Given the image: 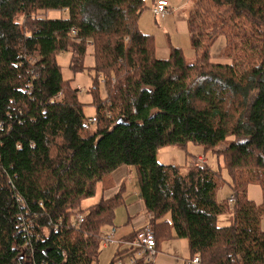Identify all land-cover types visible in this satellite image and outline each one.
<instances>
[{
	"label": "trees",
	"instance_id": "trees-1",
	"mask_svg": "<svg viewBox=\"0 0 264 264\" xmlns=\"http://www.w3.org/2000/svg\"><path fill=\"white\" fill-rule=\"evenodd\" d=\"M145 7L0 0V264H98L101 231L125 206L124 188L82 204L122 166L136 176L156 254L185 239L201 264H264V0H196L187 18L194 63L179 48L156 57L154 37L139 29ZM52 11L66 15H44ZM220 36L232 63L212 62ZM64 53L74 74L94 72L90 130L79 90L63 79ZM190 143L221 160L218 168L158 162L161 149ZM224 172L233 205L217 197ZM250 185L261 187L262 204L248 197ZM223 216L229 224L219 225ZM128 253L118 249L108 263Z\"/></svg>",
	"mask_w": 264,
	"mask_h": 264
},
{
	"label": "rangeland",
	"instance_id": "rangeland-1",
	"mask_svg": "<svg viewBox=\"0 0 264 264\" xmlns=\"http://www.w3.org/2000/svg\"><path fill=\"white\" fill-rule=\"evenodd\" d=\"M146 9L143 11L139 19V29L141 33L148 34L154 37L155 46H156V57L161 60H165L169 57L172 48L182 49L184 56L187 59V63H194L196 55L191 46V38L188 29L187 18L190 10L193 5L196 3V0H166L169 7H171L170 12L162 18H157L152 12L153 2L157 0H145ZM65 11H52L47 12L44 15L50 18H60L65 16ZM91 45V43H89ZM226 40L224 36H220L213 47L211 48L212 62L227 64L232 63V59L226 57ZM70 54L64 53L60 54L58 57V64L61 66L63 79L65 81H70L71 86L74 89L79 90V100L85 104L84 112L87 117L94 116L95 108L91 106L92 96L85 92L80 91L81 88L89 89L92 87L93 79L95 77L94 72L91 70H84L81 73L74 74L70 68ZM85 66L89 68L94 67V57L91 48H88L87 55L85 57ZM105 90L103 84L101 83V96H105ZM201 156L204 158L208 165L214 169L218 168L221 160H218L214 154L211 152H204L203 147L190 143L187 147V150L175 147H166L160 150L157 157L160 164L165 165H176L181 166L183 170L190 168L193 163L198 160V157ZM198 162V161H197ZM224 179L226 183L218 191V199L226 200L231 196V189L228 185V177L224 172ZM133 180L135 181V174H133ZM137 180V179H136ZM102 183L100 182L97 186L95 195L91 198L86 199L82 208H88L89 206L95 205L101 200V187ZM137 183V181H136ZM130 198L134 199V192L131 193ZM248 197L253 200L257 205L262 204L263 193L259 185H250L248 188ZM128 198V197H126ZM113 226H105L101 231V241L102 235H108L112 232L113 229L117 231V234H114V239L120 235H123V228L127 222V212L126 207L123 205L118 207L115 211V220ZM229 224L227 221V216H223L219 219V225ZM261 229L264 230V218H261ZM130 230V229H129ZM118 245L116 244H105L101 242L99 263L98 264H109L114 257ZM172 255L174 257L183 256L188 257V245L187 241L184 240H170L161 244L159 251L153 258V264H158L159 258L162 255ZM167 261L166 264H180L179 261L175 262L174 260H164Z\"/></svg>",
	"mask_w": 264,
	"mask_h": 264
},
{
	"label": "crops",
	"instance_id": "crops-1",
	"mask_svg": "<svg viewBox=\"0 0 264 264\" xmlns=\"http://www.w3.org/2000/svg\"><path fill=\"white\" fill-rule=\"evenodd\" d=\"M170 147L172 148L173 146ZM200 157L201 156H199L198 158ZM193 161L194 160H192L191 166H194ZM133 174L134 172L132 168L128 166H122L120 168L118 167L117 170H115L111 175H109L107 178H105L102 181L103 183L101 187V191H102L101 199L105 197L109 198L117 194L121 190V188H124L123 193L126 201L125 207L127 212V222L125 224V227L123 228L124 230L123 235L118 236L116 238V241H123L124 237H127L128 235L134 232H139V230L148 221H150V213L146 209L144 201L141 198L138 188V182L136 183L137 181L136 176H135V181L133 180ZM133 192L135 194V197L132 201V199L130 198L131 196L129 195H131V193ZM115 234H117L116 230H115ZM120 245H118L119 250L125 248L124 246L121 247ZM165 259L174 260L175 262L179 261L180 264H187V262L190 260V255L188 257H183V256L174 257L170 254L169 255L164 254L162 255L161 258H159L158 264H166L167 261H164Z\"/></svg>",
	"mask_w": 264,
	"mask_h": 264
},
{
	"label": "built area",
	"instance_id": "built-area-1",
	"mask_svg": "<svg viewBox=\"0 0 264 264\" xmlns=\"http://www.w3.org/2000/svg\"><path fill=\"white\" fill-rule=\"evenodd\" d=\"M170 4L166 0H159L156 2L155 6L152 8V12L155 17L162 18L166 16L167 13L170 12L171 7ZM82 92L86 91V88H81ZM61 94L57 95L55 98L51 99L50 102L58 101ZM97 123L96 117H91L84 122V126L86 130L92 129ZM205 159L202 157L198 158V162L196 161L194 166L205 163ZM235 198L230 196L229 203L233 205L235 202ZM84 219L83 215L78 217V222ZM115 234V229L108 235H102V241L105 244H116L120 245L121 247L124 246L125 248L121 249L128 250V254H124L123 256L119 257L115 264H137V261H144L146 263H152L153 258L156 255V238L154 233L153 225L150 221H148L138 232V236L134 240L128 241H116L113 237ZM199 256H195L193 259L189 260L187 264H201V260H199Z\"/></svg>",
	"mask_w": 264,
	"mask_h": 264
}]
</instances>
